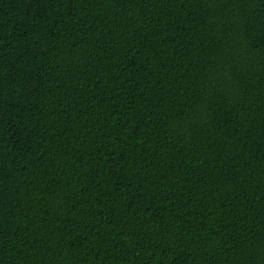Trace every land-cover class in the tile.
Returning <instances> with one entry per match:
<instances>
[{
    "label": "trees",
    "instance_id": "trees-1",
    "mask_svg": "<svg viewBox=\"0 0 264 264\" xmlns=\"http://www.w3.org/2000/svg\"><path fill=\"white\" fill-rule=\"evenodd\" d=\"M0 264H264V0H0Z\"/></svg>",
    "mask_w": 264,
    "mask_h": 264
}]
</instances>
